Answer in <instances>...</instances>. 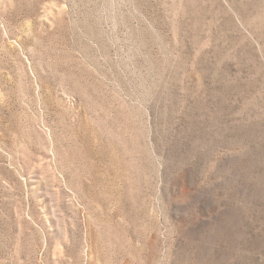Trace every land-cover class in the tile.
I'll use <instances>...</instances> for the list:
<instances>
[{
  "label": "rangeland",
  "instance_id": "1",
  "mask_svg": "<svg viewBox=\"0 0 264 264\" xmlns=\"http://www.w3.org/2000/svg\"><path fill=\"white\" fill-rule=\"evenodd\" d=\"M0 264H264V0H0Z\"/></svg>",
  "mask_w": 264,
  "mask_h": 264
}]
</instances>
